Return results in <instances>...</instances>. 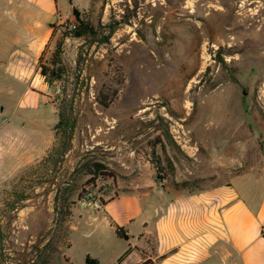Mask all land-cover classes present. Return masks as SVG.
I'll return each mask as SVG.
<instances>
[{"label":"rangeland","instance_id":"1","mask_svg":"<svg viewBox=\"0 0 264 264\" xmlns=\"http://www.w3.org/2000/svg\"><path fill=\"white\" fill-rule=\"evenodd\" d=\"M71 1L81 18L116 28L103 44L87 47L80 39H64L66 69L82 68L77 125L72 149L50 174L53 182L38 185L37 178L21 177L53 142L63 76L45 79L37 59L44 51L47 61L60 26L77 21L67 0H58L67 13L56 11L52 23L34 27L31 10L7 9L19 2L0 0V264H46L49 250L36 257L48 240L58 249L47 264H82L85 255L97 264H131L130 239L116 238L102 205L95 210L91 202L141 193L140 214L134 193L106 210L131 237L143 223L148 231L154 226L159 210L154 193H197L237 176L254 185L264 172V0ZM48 28L52 36L44 47L31 50ZM79 47L82 60L76 65ZM110 59L121 66L124 83L102 109L96 91L106 82L117 87V76L106 67ZM157 116L178 147L165 149L173 173L159 176L155 167L165 170L164 156L147 146L149 123ZM85 161L101 163L115 180L94 178V188H85L92 200H78L73 191L69 234L61 240L56 186ZM15 187L26 198L13 208L16 197L9 194Z\"/></svg>","mask_w":264,"mask_h":264},{"label":"crops","instance_id":"2","mask_svg":"<svg viewBox=\"0 0 264 264\" xmlns=\"http://www.w3.org/2000/svg\"><path fill=\"white\" fill-rule=\"evenodd\" d=\"M10 1L19 2V7L8 3L7 9L31 10L32 27L39 26L41 22L52 23L56 11L67 13L66 10L61 11L58 0ZM67 1L72 8V1ZM51 34V28H48L43 39L39 40L41 43L30 49L40 52ZM36 36L39 34H35L34 38ZM133 193L136 197L131 198L137 203V214L141 213L138 205L141 193L122 192L100 209L108 222L126 229L122 222L119 221V225L115 223L106 210ZM154 194L159 209L154 226L148 231L147 223H143L142 230L131 237L127 231L126 240L130 239L128 251L133 253L131 264L140 261L139 249L145 248L143 241L137 238L142 232L151 234L155 239V256L152 259L161 257L157 264H264V172L254 185L243 184L242 177L237 176L225 184L197 193ZM87 256L90 257L85 255L84 259ZM118 261L116 264H119Z\"/></svg>","mask_w":264,"mask_h":264},{"label":"trees","instance_id":"3","mask_svg":"<svg viewBox=\"0 0 264 264\" xmlns=\"http://www.w3.org/2000/svg\"><path fill=\"white\" fill-rule=\"evenodd\" d=\"M72 13L76 18L77 24L73 28L68 27V24L60 26L62 32L55 41L54 49L51 52L49 59L47 61L43 60L44 51L41 52L37 59L39 74L45 79L52 81L53 79L60 77V74L63 76L60 98L56 106L57 121L53 129V142L45 155L36 163V165L24 171L21 177V179L24 180L25 178H37L38 183L36 184L38 185H41L44 182H53V178H50V174L61 167L65 155L72 149L74 131L77 125L76 105L82 92L79 85L81 81L78 82V80L79 77H81L82 68L79 66L76 68L77 71L75 72L66 69L62 60V46L64 39H80L83 41L82 45L87 47L94 43L103 44L109 41V38L116 28L115 25L111 23L103 26L95 24L91 21V18L88 15L81 18L78 9L74 6L72 7ZM82 48L83 47H79L78 49L75 59L76 65L81 64ZM106 67L110 71L113 70L114 74L117 76V79H115L117 87H113L111 85L112 82H106L100 86L98 91H96L94 100L102 109L108 108L113 103L119 92V87L124 83L121 66L115 59H110V63H108ZM163 121L164 119L159 116L150 121L149 127L151 129V136L147 141V146L152 152L158 147L164 156L165 170L163 171L161 167H155L157 176H159V174L167 175L169 172L173 173L174 167L166 156L165 149L166 147L178 148L171 137L168 126ZM88 174L91 177L87 178L82 183H79L80 178ZM70 177L73 179H70ZM98 177L103 181L106 179H112V181L115 180L114 173L107 171V167H104L101 163L85 161L77 164L69 173V176L57 184L54 194V210L57 216L55 219V227H57L58 232L61 233V240L69 234V218L71 216L70 208L71 205L75 203L71 199L73 191L77 190L78 200H92L94 196L88 197L87 195L91 194L90 190L94 188V178ZM85 188L91 189L86 190ZM9 195L16 197V199L12 198L13 201L10 204L13 208H16L14 206L17 204L14 202L22 201L26 198L25 195L17 190V187L12 188ZM117 196V193H114L113 197L108 200H101V205L104 206L107 202ZM110 226L113 227L116 238L127 239L126 229L117 225H112V223H110ZM137 238L138 240L143 241L145 248L139 249L140 261L136 264H157L161 257H156L155 260L152 259V257L155 256L154 237L151 234L142 232ZM69 246L70 243L67 241L66 247L68 248ZM57 249V246L51 247V242L48 240L42 247L36 259L38 257L42 258V256L45 257L43 253L45 250H49L46 259L44 260V263L47 264ZM84 264H97V262L87 256L84 259Z\"/></svg>","mask_w":264,"mask_h":264},{"label":"built area","instance_id":"4","mask_svg":"<svg viewBox=\"0 0 264 264\" xmlns=\"http://www.w3.org/2000/svg\"><path fill=\"white\" fill-rule=\"evenodd\" d=\"M75 26L74 23L69 22L68 27L73 28ZM91 207L95 210H99L101 208V203L99 201H93L91 202Z\"/></svg>","mask_w":264,"mask_h":264}]
</instances>
